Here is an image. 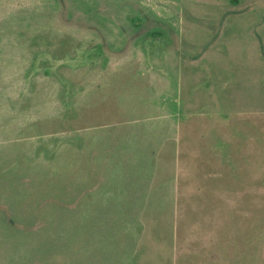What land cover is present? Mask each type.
I'll return each instance as SVG.
<instances>
[{
	"label": "rangeland",
	"instance_id": "rangeland-1",
	"mask_svg": "<svg viewBox=\"0 0 264 264\" xmlns=\"http://www.w3.org/2000/svg\"><path fill=\"white\" fill-rule=\"evenodd\" d=\"M0 264H264V0H0Z\"/></svg>",
	"mask_w": 264,
	"mask_h": 264
}]
</instances>
